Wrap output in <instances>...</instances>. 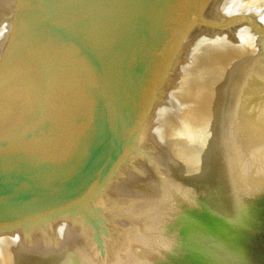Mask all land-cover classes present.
<instances>
[{"label":"water","instance_id":"95a60500","mask_svg":"<svg viewBox=\"0 0 264 264\" xmlns=\"http://www.w3.org/2000/svg\"><path fill=\"white\" fill-rule=\"evenodd\" d=\"M0 264H264V0H0Z\"/></svg>","mask_w":264,"mask_h":264}]
</instances>
